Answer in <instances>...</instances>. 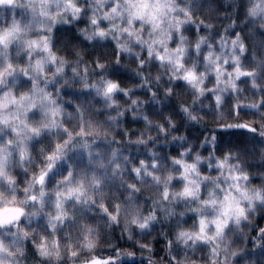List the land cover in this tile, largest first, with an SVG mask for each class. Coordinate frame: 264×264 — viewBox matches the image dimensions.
<instances>
[{"label":"clouds","instance_id":"9594fccd","mask_svg":"<svg viewBox=\"0 0 264 264\" xmlns=\"http://www.w3.org/2000/svg\"><path fill=\"white\" fill-rule=\"evenodd\" d=\"M0 264H264V0H0Z\"/></svg>","mask_w":264,"mask_h":264},{"label":"snow or ice","instance_id":"6c2138e0","mask_svg":"<svg viewBox=\"0 0 264 264\" xmlns=\"http://www.w3.org/2000/svg\"><path fill=\"white\" fill-rule=\"evenodd\" d=\"M42 175H43V174H41V177H39V178H42Z\"/></svg>","mask_w":264,"mask_h":264},{"label":"trees","instance_id":"16d2710c","mask_svg":"<svg viewBox=\"0 0 264 264\" xmlns=\"http://www.w3.org/2000/svg\"><path fill=\"white\" fill-rule=\"evenodd\" d=\"M255 231V230H254Z\"/></svg>","mask_w":264,"mask_h":264}]
</instances>
